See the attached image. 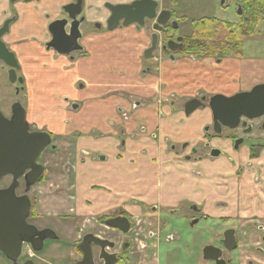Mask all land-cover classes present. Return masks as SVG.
<instances>
[{"label": "crops", "instance_id": "1", "mask_svg": "<svg viewBox=\"0 0 264 264\" xmlns=\"http://www.w3.org/2000/svg\"><path fill=\"white\" fill-rule=\"evenodd\" d=\"M70 1L21 4L0 0V28L5 21L14 19L2 42L14 54L26 82L27 93L25 86L21 92L26 119L71 147L72 200L65 212L75 218H101L122 212L134 219H162L167 224L159 235L158 264H200L198 248L205 240L199 237V231L212 227L216 221L201 222L190 230L179 215H167L166 211L205 198L206 189L216 178L212 174L198 176L196 167L244 166V162L250 166L248 156L244 152L231 155L234 164L222 158L196 163L175 156L167 149L168 143L188 141L198 146L202 129L210 122L209 112L202 110L185 117L172 113L168 106L150 103L145 97H150L151 90V96L155 94L162 83L168 94L182 97L181 103L204 92L232 96L250 90L256 79L249 70L240 71L235 60L225 63L220 72L215 67L206 69L205 63L187 62L193 69L199 67V72L188 70L179 60L164 65L160 77L142 79L138 58L147 40L134 32L138 37L115 41L120 39V30L87 39L83 55L74 56L72 61L65 57L55 59L44 47L49 40L47 25L59 8ZM115 1L117 5L132 0ZM15 5L24 12L20 21L12 9ZM111 38L115 40L107 41ZM127 63L129 66L123 65ZM134 96L140 101L136 110L131 108ZM120 113L130 115V119H122ZM142 128L145 131L140 133ZM131 134L135 138L129 137ZM263 156L256 159V166H264ZM198 186L202 191L199 199L194 193ZM206 202L212 206L216 198ZM218 215L214 214V219ZM175 231L182 235L181 241L165 242L163 238ZM175 251L179 254L174 257Z\"/></svg>", "mask_w": 264, "mask_h": 264}, {"label": "flooded vegetation", "instance_id": "2", "mask_svg": "<svg viewBox=\"0 0 264 264\" xmlns=\"http://www.w3.org/2000/svg\"><path fill=\"white\" fill-rule=\"evenodd\" d=\"M81 1V12L76 16V20H82L79 25V31L81 34L79 45L82 50L68 56H59L57 58L65 57L72 61L74 56L83 55V45L87 39L110 35L116 30L133 29L137 34L141 33L142 38L147 40L146 47L143 49L141 58L139 59L140 64H138L140 67V77L142 79L151 76L154 78L160 77V72L162 68H164V65H170L171 63L176 64L179 60H183V62L187 60V62L194 64L205 63L206 69L215 67L218 69V72H220L221 67H223L225 63L238 60L221 59L219 57H181L178 52L184 45V37H180L178 35L180 21L176 20L172 10L161 8L159 0H152L157 3V16L160 12L164 11L170 13L169 20L163 27L155 30L156 21L145 20L143 27L136 28L135 25H131L127 28L119 27L112 32H109L106 27L107 20L110 17V12L105 5L115 6L116 4L102 2L101 6H94L92 0H90V3L87 0ZM135 1L138 0H132L128 3L117 5H129ZM75 2L76 0H71L69 3L62 5L50 23L56 20H68V14L63 11V7L75 4ZM240 3L235 6V10L238 14V21L243 15ZM173 17L175 18L174 20ZM46 19L49 20L50 18L47 16ZM153 34L157 35L156 48L151 52L150 58L145 59L144 53L151 46V36ZM179 38H182V41L177 43V45H181L180 49L170 50L167 47L168 42H175ZM47 52L52 51L49 50ZM52 53L54 54L55 59H57L55 53ZM146 63L147 65H145ZM2 69L7 72V69L4 68V66ZM23 84H10L13 95L15 96V101L12 102L11 107L16 102H20L17 101V96L23 91ZM16 89H21L22 91L19 90L18 94H16ZM157 89L158 90L155 94L152 96L150 95V97L147 100L145 98V100L150 103L155 102L157 106H168L172 113L179 112L184 115V105L187 102L205 98L206 100L203 102V108H199L197 111L203 110L202 112H204L205 110L210 114L207 107V101L214 95H207L205 92L197 93L194 97H189L184 100L180 106L179 99L182 97H178L177 94H168L163 83L158 86ZM133 99L134 102L132 103L131 108L132 110H136L140 106V101L138 96H134ZM23 100L24 98L22 101ZM20 104L24 108L23 102H20ZM194 113L188 117L192 116ZM10 115L11 108H9V116L7 117L4 115V117L8 119L10 118ZM120 115L122 116V119H125L126 121L130 119V116L126 113H120ZM161 117L163 118L164 114ZM209 120L210 122L206 125L201 142L198 146L192 145L188 141L168 143V140L166 139L165 142L168 143L167 149L175 156L181 157L187 162L193 161L196 163L214 161L222 158L228 161V163L234 164L233 158L231 157V155L234 154L239 155L244 152L247 154L248 159H258L261 157L260 155H264V153H262V149L264 148V115L252 120L240 118L239 124L236 128H222L219 136L213 133L211 114L209 115ZM29 125L31 127V131H41L34 126V124L29 123ZM144 131L145 129L142 128L140 133H143ZM50 137L51 143L44 151L48 148L56 151L54 138H52L51 135ZM129 137L135 138L133 134L129 135ZM155 137V135L152 136L153 139ZM71 153V150H69V156ZM42 154L36 161V163L41 166L42 164H40V158ZM196 168L198 170L196 172L198 176L206 177V175L212 174V177L216 178V181L212 180V185L208 188L209 191L206 189L205 198L199 202L182 203L176 208L167 210L166 212L168 213L167 215H172V213L179 215L182 219H184L186 227L190 230L196 229L201 222L208 223L213 220L216 221L212 227L202 228L203 231H199V237L202 240H205V242L198 248L200 264H264V166H198ZM43 173L44 169L37 183L30 188L27 194L30 201V213L29 217L26 219V223L35 227L38 231H52L56 239L45 240L43 242L42 249L39 252H35L29 244H22L20 254L16 262L8 260L2 255V253H0L2 264H53L52 261L57 264H77L82 260L83 241L87 238L92 240L94 238L108 243L109 246L105 248V252L108 255L116 256V264H158L157 251L161 243V237L159 235L165 228V225L167 224L166 221L162 219L157 221L149 218H139L138 221L135 222L134 218L119 212L96 220L94 223L95 225L92 226L89 231L84 230V226H74L77 224V220L75 221L73 219L72 221L74 225H72L69 233L63 232V228H61L60 231V229H58V225H63V223L68 220V215L57 216L55 214H39L36 211V205L38 202L35 198H31L29 195L34 187L41 184L40 180ZM4 181L6 182V185L4 187L0 186L1 189L7 188L10 185L11 177L4 178L0 182V185ZM196 189L198 190L194 193L198 195L197 198L199 199L201 198L200 196L202 191L200 186L196 187ZM23 191L24 180L20 179L19 186L16 189V195L22 196ZM212 198H216V202L210 206L209 202L206 201ZM70 199L72 200V195L69 197V200ZM154 211L155 210H153V212ZM156 213L159 212L156 211ZM214 214L219 215L214 219ZM117 217L126 218L128 220L129 228L126 234H122L118 230L106 227L105 222L107 220ZM46 220L53 221V223L56 220L55 224L57 225V228L48 226V224L43 227L35 225L40 221ZM34 239L36 240L38 237H35ZM163 239L165 242H170L174 239L180 242L182 235H178L175 231ZM51 245H57V247L52 248ZM232 246L234 248L229 251L228 248ZM208 247L213 250L206 254V258H217L216 261H212V259L205 260V254L203 252L205 248ZM90 250L92 253L93 263L103 264V262L99 259V255L101 253L99 246L94 245L92 242ZM47 258H49V260H47Z\"/></svg>", "mask_w": 264, "mask_h": 264}, {"label": "water", "instance_id": "3", "mask_svg": "<svg viewBox=\"0 0 264 264\" xmlns=\"http://www.w3.org/2000/svg\"><path fill=\"white\" fill-rule=\"evenodd\" d=\"M17 1L29 2L31 0ZM81 2V0H76L75 4L63 7V11L68 14V20H56L47 26L50 39L44 47L47 51L54 52L56 58L82 50L79 45L81 39L79 25L82 20H76V16L81 12ZM105 6L110 12L106 23L109 32L131 25H135L136 28L143 27L145 20H155L154 29L157 30L163 27L170 17V13L167 11L160 12L157 16V3L152 0H138L129 5ZM13 20L12 18L5 21L0 28V63L7 69L8 82L11 85H22L23 79L16 73L19 69L17 60L2 42L3 36L9 32V26ZM181 41L182 38L175 42H168L167 47L170 50L180 49L181 45H177V43ZM156 43L157 35L153 34L151 46L144 53L145 59L150 58L151 52L156 48ZM19 90L21 89L15 90L16 94ZM205 100L202 98L187 102L184 105L185 117L199 108H203ZM207 107L212 117L213 133L219 136L222 128H236L240 118L252 120L264 115V84L256 85L250 91L237 93L230 97L214 95L208 99ZM50 143L51 137L48 133L31 131V127L26 121L25 110L20 102L12 105L10 118L7 119L0 112V182L6 177H11L10 185L4 189L0 188V253L13 262H16L19 257L22 244H29L35 252H39L45 240L56 239L52 231H38L26 223L30 213V201L27 194L30 188L37 183L43 171L42 166L36 161ZM20 179L24 180V191L22 196H17L16 189ZM105 225L122 234H126L129 228L128 220L121 217L107 220ZM35 237L38 239L35 240ZM92 242L99 246L101 250L99 259L103 264H116V256L108 255L105 252V248L109 244L94 238L93 240L84 239L82 260L77 264H94L90 250ZM233 248L232 246L228 250L231 251ZM211 250L213 249L210 247L205 248L203 252L205 260L216 261L217 258H206V254Z\"/></svg>", "mask_w": 264, "mask_h": 264}, {"label": "rangeland", "instance_id": "4", "mask_svg": "<svg viewBox=\"0 0 264 264\" xmlns=\"http://www.w3.org/2000/svg\"><path fill=\"white\" fill-rule=\"evenodd\" d=\"M40 1L41 0H31L29 2L38 3ZM87 1L89 3L91 2L90 0ZM92 1L94 6H101L102 2H110L113 4L117 2L115 0H92ZM126 1L128 2L129 0H125V2ZM241 1L243 0H159L160 7L164 9L172 10L174 12L173 14L176 20L180 21V29L178 31V35L180 37L189 36L191 31V23L201 18H214L228 23L237 22L238 14L235 10L236 9L235 6ZM221 2H223V5H221ZM20 3L24 4V2H20ZM27 3L28 2H26L25 4ZM12 9L14 10L13 12H15V15L18 16V19L20 21L22 19L21 15H23L24 12L22 11L19 12V10L17 9V5L13 6ZM174 17L173 20L175 19ZM30 30H32V26L30 27ZM119 32H121L120 39L118 38L115 40L111 38L107 41H114V40L125 41L126 38L130 40L132 37L136 36V34L134 33L135 31L133 29H122ZM243 44H244V55L241 59L235 61L234 64H236L238 68H241L240 71L249 70V72L252 73V75L250 76L256 79L250 84L252 87L258 85L257 83L259 84L264 83V18L258 24V34L254 37L244 38ZM140 58L141 55L138 58V64H140L139 62ZM127 59L128 58L126 57V60ZM0 64L2 66V63ZM123 65L129 66V63ZM131 65L135 67L134 64ZM145 65H147V63ZM1 66H0V112L8 117L9 108H11L12 102L15 101L14 98L15 96L13 95V92L11 90V85L8 82L6 71H3ZM181 66L186 67L188 68V70H192V71L193 70L196 71V69L199 68V67H195V69H193V67L187 64V60L182 62ZM253 68L256 69L253 70ZM16 73L19 77L22 78L21 75L22 73H20V69H18ZM255 73L257 74L254 75ZM24 86H25V92L27 93L26 82L23 84V87ZM247 86L249 88V85ZM149 93L151 95L152 90L149 91ZM145 98L147 100L149 97H145ZM17 101L23 102L21 94L17 96ZM179 103L181 102L179 101ZM197 112L194 113L192 116L197 114ZM205 127L206 126H204L202 130H205ZM54 146L56 147V151L48 148L46 151L43 152L40 158V164H42L44 169V173L40 180L41 184L34 187V189L32 190V192H30L29 195L31 198H35V200L38 202L36 205V211L39 214L41 215L55 214L57 216H65V215L67 216V213H65V211H67V205H70L71 203L69 201V197L72 195L71 193L72 191H70V187L72 184L73 173H74V170L72 169L73 166H72L71 156H69V150L71 149V147L70 148L67 147L66 144L60 142V139H58L57 137L54 138ZM262 153H264V148L262 149ZM248 163H250V166L251 165L256 166L258 164V160H256V158L251 161L248 159ZM244 164H245L244 166L248 165L247 162H244ZM5 185L6 182L4 181L0 186L4 187ZM67 219L68 220L65 223L62 222L63 225H58L59 226L58 229H60L61 231V228H63V232L69 233L71 231L72 225H74L72 219L75 221L77 220V224H75L74 226L77 227L84 226L85 228L84 230L89 231V229L95 225L94 224L95 221L99 220L100 218L99 217L95 219L74 218L71 216L70 217L67 216ZM55 221L54 223L53 221L50 220L40 221L35 225L38 227H43L48 224V226L57 228ZM51 247L54 248L57 247V245H51ZM178 254L179 252L175 251L172 256L175 257ZM47 260H49V258H47ZM52 263L57 264L54 263V261H52ZM0 264H2L1 259H0Z\"/></svg>", "mask_w": 264, "mask_h": 264}, {"label": "trees", "instance_id": "5", "mask_svg": "<svg viewBox=\"0 0 264 264\" xmlns=\"http://www.w3.org/2000/svg\"><path fill=\"white\" fill-rule=\"evenodd\" d=\"M240 4L243 15L235 24L210 18L193 21L179 55L241 59L244 55L243 38L258 34V24L264 18V0H244Z\"/></svg>", "mask_w": 264, "mask_h": 264}, {"label": "built area", "instance_id": "6", "mask_svg": "<svg viewBox=\"0 0 264 264\" xmlns=\"http://www.w3.org/2000/svg\"><path fill=\"white\" fill-rule=\"evenodd\" d=\"M135 220V222H137L138 221V219H134Z\"/></svg>", "mask_w": 264, "mask_h": 264}]
</instances>
